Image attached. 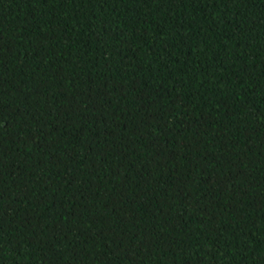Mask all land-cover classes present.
<instances>
[{
    "label": "trees",
    "instance_id": "1",
    "mask_svg": "<svg viewBox=\"0 0 264 264\" xmlns=\"http://www.w3.org/2000/svg\"><path fill=\"white\" fill-rule=\"evenodd\" d=\"M0 264H264V0H0Z\"/></svg>",
    "mask_w": 264,
    "mask_h": 264
}]
</instances>
